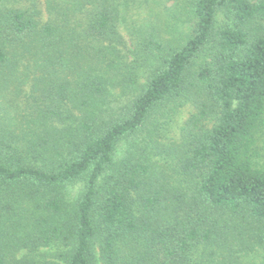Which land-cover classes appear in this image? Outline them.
Returning a JSON list of instances; mask_svg holds the SVG:
<instances>
[{
    "label": "trees",
    "instance_id": "obj_1",
    "mask_svg": "<svg viewBox=\"0 0 264 264\" xmlns=\"http://www.w3.org/2000/svg\"><path fill=\"white\" fill-rule=\"evenodd\" d=\"M261 243L264 0H0V264H264Z\"/></svg>",
    "mask_w": 264,
    "mask_h": 264
},
{
    "label": "rangeland",
    "instance_id": "obj_2",
    "mask_svg": "<svg viewBox=\"0 0 264 264\" xmlns=\"http://www.w3.org/2000/svg\"><path fill=\"white\" fill-rule=\"evenodd\" d=\"M170 4L171 3H169L168 5H170ZM167 13L170 14V16H164L162 21L167 20L169 25L171 26V24L176 23L175 22L176 16H173L175 13H169V12H167ZM131 19L132 20L133 19L138 20V16H133ZM217 22H218V25L222 27V26L227 25L228 19L225 16H218ZM142 23H144V22H142ZM151 23H153L155 25L157 24V26L161 24V23L159 24V22L156 21L155 19H151ZM178 24H180V23H178ZM189 108L190 107L186 106V107H182L180 109L181 110V112H179L180 114H178L176 116L175 123L174 124L171 123L170 127H168V130H167L168 132L167 133H170V135H172V133H177V134L179 133V128H180L181 123L188 117V112L190 111ZM174 137H176V136H174ZM260 246L264 247V243H261Z\"/></svg>",
    "mask_w": 264,
    "mask_h": 264
}]
</instances>
